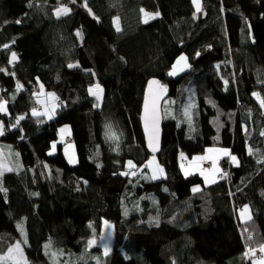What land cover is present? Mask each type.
Segmentation results:
<instances>
[{"label": "trees", "instance_id": "obj_1", "mask_svg": "<svg viewBox=\"0 0 264 264\" xmlns=\"http://www.w3.org/2000/svg\"><path fill=\"white\" fill-rule=\"evenodd\" d=\"M201 1L195 13L190 0H0V143L20 157L0 183V255L26 220L27 264H52L45 242L98 255L84 264H250L245 251L264 245V107L257 103L264 99V0ZM58 8L69 11L57 17ZM141 9L159 17L144 22ZM183 54L189 70L169 78ZM152 78L177 100L176 112L190 84L197 99L187 124L166 118L163 103L157 158L165 178L158 181L146 169L140 124ZM90 88L103 90L100 110ZM41 93L57 101L51 121L33 115ZM62 126L70 135L50 157ZM70 143L76 166L62 152ZM210 148L228 149L239 164L220 161L218 182L205 187L199 175L181 174L179 154ZM128 161L133 176L122 174ZM244 207L251 218L240 222ZM104 221L116 241L106 258L88 249Z\"/></svg>", "mask_w": 264, "mask_h": 264}, {"label": "rangeland", "instance_id": "obj_2", "mask_svg": "<svg viewBox=\"0 0 264 264\" xmlns=\"http://www.w3.org/2000/svg\"><path fill=\"white\" fill-rule=\"evenodd\" d=\"M190 1L192 3V6L194 8L195 13H199L202 9V1L199 0V7H200L199 11H197L196 5L193 3V0H190ZM56 10L54 11V15H56ZM66 14H61L59 16H57V15L56 16L62 17ZM142 16H143L144 22H145V20L149 21L150 19L154 18V15H152V14L151 15L148 14L146 16L145 13H142ZM115 20H118V19H115ZM114 27L116 28L115 24H114ZM181 57H184L185 59L181 60L180 59ZM178 61H179V63H177ZM188 70H189V59H188V57L185 54L180 55L176 59V61L172 64L171 69L168 72V77L171 79H176V78L182 76L183 74H185ZM169 73H172V74L170 75ZM187 88L188 89H185L184 99L180 105L179 112H176L174 109L175 102L177 103L176 99H170L169 98V99L165 100V106H163L164 107V109H163L164 110V116L168 119L173 118L174 120H176L180 124L182 122L187 124V121H189V122L192 121L193 111L196 107V102H197L194 87L191 86V84H190V86H187ZM92 90L95 93V95L89 93L90 96L96 97V98L99 97V99L97 98V100H98L99 105H101V103L103 101V90L102 89H100V90L92 89ZM36 96L38 97L37 102L40 106V109L37 112L43 113V115H38V116L39 117L45 116L47 121H51L54 118L53 116H54L55 108L57 106V102H55V97L53 96V94H51V95L44 94L43 95L42 93L39 95H36ZM257 103L259 105H261L260 102H257ZM171 109H173V110L171 111ZM1 127L3 128V122L0 121V128ZM64 131H66L65 135L63 133ZM69 132H70L69 126H62L58 129L57 140L51 144V148L48 151V156L52 157V156H55L57 154L58 148L69 137ZM53 145H55V148H53ZM223 150L228 151V149H223ZM250 151H248V152L251 153ZM62 152H63V155L66 158V160L70 166H76L77 165L76 164L77 161L72 162V159L70 158V156L76 155V148H75V145L73 143H70V144L63 146ZM232 156H235V155L230 154L229 161L231 160ZM197 157H199V156L189 158L188 156L180 153L179 154V168L181 169L182 166H185L188 164H195V162L198 161V159H196ZM19 160H20L19 154L15 153L14 151L12 152L11 150L8 149V146H5L4 144L0 143V163L3 164V167L0 168V173H2V174H0V183H2V177L4 174L9 173L12 170H16V167H17L16 163H19ZM149 161H153V163L151 165H149ZM210 161L208 159H205L203 161V163H201L202 170L207 175V177H206L207 179L204 180L202 178V176H204L205 174L200 175L199 177L202 179L203 186H205V187H209V186L215 184L217 182V177L221 174V170L218 168L217 162L215 164V167H213V161L211 163H210ZM129 162L130 161H128L126 163V169L124 172V173H126L125 176H133V173H134L135 167L130 168ZM206 164H211L210 170H205L203 168V166ZM232 165L233 166L238 165L237 157H236V161H233ZM9 169H11V170H9ZM146 169L149 173V178L150 177L152 178L154 173L158 177V178H156V180H161V179L165 178L164 168L159 164L157 157H154V156L149 157L148 161L146 162ZM159 169L163 170L162 174L160 173ZM217 169L219 171H217ZM152 180H154V179H152ZM195 188H199V186L197 185L196 187H194V189ZM150 207H151V205H150ZM134 210L136 211L135 212L136 215L142 211V209L139 207L134 208ZM128 212H129V210H127L126 207H124V215L125 216H128L127 215ZM24 223H26V220H21L15 224L19 238H18L17 242L15 243V245L12 247L13 252H11V253L8 252L7 254L0 255V264H6V263L27 264V262L25 261L24 250L30 248V241H29L27 229H26V226L24 225ZM90 240L93 241V243L91 245H89ZM90 240L88 241V249H98L101 253V257L106 258L108 255L111 254V252L114 248V245L116 243V241H115V229H114L113 224L103 222L98 236L94 239L91 238ZM16 245H19V248H20L19 251L15 250ZM46 245H49V247H46ZM106 250H107V252H106ZM42 251H43V254L46 256V258L52 264H84V262L88 263L89 261H92L94 263V261L96 262L97 260H99V257L96 254H94V255L88 254L86 256V258H84L83 255L78 256V255H74L71 253H65L61 250H57V248H55V246L50 242H48V243L45 242L42 244ZM118 251L121 252L124 259H126V260L128 259V255L123 248L119 247ZM263 255H264V251H263ZM252 264H264V256H263V258L254 261Z\"/></svg>", "mask_w": 264, "mask_h": 264}, {"label": "water", "instance_id": "obj_3", "mask_svg": "<svg viewBox=\"0 0 264 264\" xmlns=\"http://www.w3.org/2000/svg\"><path fill=\"white\" fill-rule=\"evenodd\" d=\"M167 97L168 90L159 80L152 78L147 81L143 93L140 124L144 136L145 149L150 156L158 157L161 153L163 125L162 106ZM146 101L147 111L145 108ZM150 140L152 147H149ZM153 149H155V151H153Z\"/></svg>", "mask_w": 264, "mask_h": 264}, {"label": "crops", "instance_id": "obj_4", "mask_svg": "<svg viewBox=\"0 0 264 264\" xmlns=\"http://www.w3.org/2000/svg\"><path fill=\"white\" fill-rule=\"evenodd\" d=\"M55 102H57L56 100H55ZM43 117H45V116H43ZM45 119H46V117H45ZM46 121H47V119H46ZM67 131V130H66ZM66 131H64L63 133H64V135L66 134ZM69 131V130H68ZM69 135H70V132H69ZM6 146H8V145H6ZM9 147V146H8ZM209 150H211V151H209ZM229 151V150H228ZM228 151H224L223 149H220V148H210V149H207L206 151H205V153L202 155V156H199V157H205V159H208L209 161H210V163L212 162V161H215V162H217V166H218V168L221 170V167H220V165H219V162L220 161H222V160H224V159H229L230 158V151L228 152ZM225 152H227V153H229V155H225L224 153ZM70 158L72 159V162H75L76 161V158H75V156H70ZM204 159V160H205ZM204 160H199L198 159V161H196L195 162V164H188V165H185V166H182L181 167V169H180V172H181V174L184 176V177H189V176H192V175H204L205 173L203 172V170H202V166H201V163H203V161ZM230 162L233 164V161H232V159L230 160ZM239 164V163H238ZM234 167H236V166H234ZM203 168L205 169V170H210L211 169V164H206V165H204L203 166ZM221 174H222V170H221ZM220 174V175H221ZM220 175L217 177V182H218V179H219V177H220ZM207 175L205 174L204 176H202V178L204 179V180H206L207 178ZM211 178V177H210ZM209 178V179H210ZM154 181H158V180H156V179H154ZM216 182V183H217ZM215 183V184H216ZM214 185V184H213ZM213 185H211V186H213ZM210 187V186H209ZM196 189V188H195ZM199 191H200V189H199ZM194 193H195V191H193ZM245 208H247L248 209V211L246 212V213H243V215L241 214L242 213V210L243 209H245ZM237 216H238V220L240 221V222H246V221H248L250 218H251V213H250V209H249V207H244V208H242L241 210H239L238 211V213H237ZM250 217V218H249Z\"/></svg>", "mask_w": 264, "mask_h": 264}, {"label": "snow or ice", "instance_id": "obj_5", "mask_svg": "<svg viewBox=\"0 0 264 264\" xmlns=\"http://www.w3.org/2000/svg\"><path fill=\"white\" fill-rule=\"evenodd\" d=\"M73 2H75V0H73ZM193 3L196 5L197 11H199V10H200V7H199V0H193ZM68 11H69V10H68L67 8H58V9L56 10V15L59 16V15H61V14H66ZM141 11L143 12V9H141ZM145 15L147 16L148 14L145 13ZM145 22H147V20H145ZM17 23H19V21H17ZM114 24H115V26H116V31L119 32V31H120V27H119V22H118V20H114ZM5 47H7V46H5ZM12 59H13V60L16 59L15 53L12 54ZM180 59L183 60V59H185V58H184V57H181ZM177 63H179V61H178ZM69 67H73V65L70 64ZM169 74L171 75L172 73H169ZM18 87H19V86H18ZM89 93L95 95V93L93 92V90H92L91 88L89 89ZM49 95H51V94H49ZM254 95H257V96H258V94H256V93H254ZM97 98L99 99V97H97ZM258 98H259V97H258ZM260 103H261V106L264 107V99L260 100ZM145 108H146V111H147V101H146V104H145ZM3 111H5V104L2 103V102H0V112H3ZM186 114H187V113H186ZM33 115H43V113H38V112L34 109V110H33ZM22 119H24V117H20V118L18 119L17 123L19 122V120H22ZM146 127H147V124H146ZM2 134H3V131H2V128H0V135H2ZM261 134L264 135V133H261ZM111 138H112V139H117V137H116L114 134L111 136ZM149 147H152L151 140L149 141ZM53 148H55V145H53ZM153 151H155V149H153ZM209 151H211V150H209ZM224 154H225V155H229V153H227V152H225ZM196 159L204 160L205 157H197ZM231 159H232V161H236V157H235V156H232ZM70 162H71V161H70ZM152 163H153V161H149V165H151ZM215 164H216V162L213 161V167H215ZM2 167H3V164L0 163V168H2ZM129 167H130V168H134L135 165H133L131 162H129ZM9 170H11V169H9ZM159 171H160L161 174L163 173V170H162V169H159ZM217 171H219V170L217 169ZM0 174H2V173H0ZM122 174L126 175V173H122ZM133 175H135V173H133ZM225 175H226V174H225ZM152 178H153V179H156V178H158V177H157V176L155 175V173H154L153 176H152ZM196 190H197V189H193V191H196ZM247 211H248V209L245 208V209L242 210V213H241V214L243 215V213H246ZM249 218H250V217H249ZM248 238L251 239L252 237L249 236ZM92 243H93V241L90 240V241H89V245H91ZM46 247H49V245H46ZM15 250H16V251H19V250H20L19 245H16V246H15ZM261 251H264V246L261 247ZM9 252H10V253L13 252V249L10 248V249H9ZM106 252H107V250H106Z\"/></svg>", "mask_w": 264, "mask_h": 264}, {"label": "bare ground", "instance_id": "obj_6", "mask_svg": "<svg viewBox=\"0 0 264 264\" xmlns=\"http://www.w3.org/2000/svg\"><path fill=\"white\" fill-rule=\"evenodd\" d=\"M140 12H141V15H142V13H147V14H150V15H151V14L154 15V18H152V19H150V20H154V19H156V18L159 17V14H157V13H148V12H145L144 9H143V12H142V11H140ZM115 19H118V21H119V18H114V19H113V23H114V20H115ZM119 26H120V21H119ZM186 89H188V88H186ZM183 91H184V89H183ZM183 91H182V92H183ZM177 93H178V92H177ZM168 96H169V92H168ZM171 99H172V98H171ZM100 107H101L100 105H97V110H100ZM55 114H56V112H54V116H53L54 118H55ZM54 118H53V119H54ZM53 119H52V120H53ZM8 149L11 150V147H8ZM196 186H197V185H195V186L192 187V189H191L192 192H193L194 187H196ZM196 189H197V190L195 191V193H199V189L201 190V187L199 186V188H196ZM104 222H105V221H104ZM107 223H108V222H107ZM102 224H103V222H102ZM136 225H137V226H143V224H141V223H136ZM101 227H102V226H101ZM98 234H99V232H97V233L94 235V237L92 236V238H93V239L96 238V237L98 236ZM245 253H246V251H245ZM3 255H4V254H3Z\"/></svg>", "mask_w": 264, "mask_h": 264}, {"label": "built area", "instance_id": "obj_7", "mask_svg": "<svg viewBox=\"0 0 264 264\" xmlns=\"http://www.w3.org/2000/svg\"><path fill=\"white\" fill-rule=\"evenodd\" d=\"M0 102H1V98H0ZM263 256H264L263 252L260 249L246 251L245 253L246 261L250 264H252L256 260L263 258Z\"/></svg>", "mask_w": 264, "mask_h": 264}]
</instances>
